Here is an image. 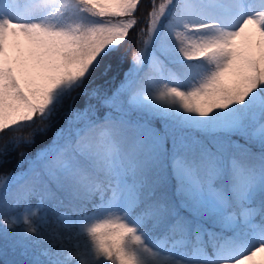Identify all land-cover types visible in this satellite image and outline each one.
<instances>
[{
  "label": "snow or ice",
  "instance_id": "snow-or-ice-1",
  "mask_svg": "<svg viewBox=\"0 0 264 264\" xmlns=\"http://www.w3.org/2000/svg\"><path fill=\"white\" fill-rule=\"evenodd\" d=\"M50 131L0 264H264V0H0V165Z\"/></svg>",
  "mask_w": 264,
  "mask_h": 264
},
{
  "label": "trees",
  "instance_id": "trees-1",
  "mask_svg": "<svg viewBox=\"0 0 264 264\" xmlns=\"http://www.w3.org/2000/svg\"><path fill=\"white\" fill-rule=\"evenodd\" d=\"M133 47L135 45L133 44ZM130 63V55L128 58L125 59L124 63L121 66L114 65L112 70L109 72L108 77H104L102 80H98L97 84L101 85L103 88H110L114 87L119 80L122 78L123 71L127 69ZM54 130V129H53ZM52 132L50 131L47 137L37 136L36 142L32 146L23 147L20 149L13 150L11 146H9V154L7 157H4L6 161L4 164L0 165V173H8L12 172L13 170L17 169V163L20 160L18 153L23 151L27 153L29 156L33 155L36 149L40 148L44 143H47L48 140L51 139ZM7 137L0 139V145H3Z\"/></svg>",
  "mask_w": 264,
  "mask_h": 264
}]
</instances>
